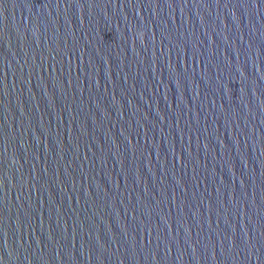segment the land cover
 <instances>
[{"label":"water","instance_id":"95a60500","mask_svg":"<svg viewBox=\"0 0 264 264\" xmlns=\"http://www.w3.org/2000/svg\"><path fill=\"white\" fill-rule=\"evenodd\" d=\"M0 264H264V0H0Z\"/></svg>","mask_w":264,"mask_h":264}]
</instances>
